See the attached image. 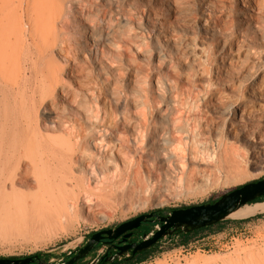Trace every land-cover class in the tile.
I'll return each instance as SVG.
<instances>
[{
	"label": "bare ground",
	"instance_id": "6f19581e",
	"mask_svg": "<svg viewBox=\"0 0 264 264\" xmlns=\"http://www.w3.org/2000/svg\"><path fill=\"white\" fill-rule=\"evenodd\" d=\"M112 1L0 0V216L19 217L43 228L70 225L81 205L91 202V193L107 181L129 175L136 180L133 176L158 168L184 170L202 165L235 154L237 143L251 148L250 169L264 167V0H242L249 12L236 14L237 38L227 46V66L216 68L214 81L209 77L202 84L197 80L202 81L207 71L204 64H211L210 49L192 39L182 47L174 36L163 33L164 23H157L155 40L162 39L168 54L158 53L156 59L176 91V110L164 116L166 126L161 131H150L144 121L129 136L114 124L116 120L112 128L104 126L98 108L101 90L88 89L81 96L89 100L82 101L65 80L80 83L77 77L82 71L79 62L71 65L68 59L81 44L67 31V23L84 40L86 35L96 45L104 39L114 48L119 46L116 30L103 38L95 27L110 22L111 11L104 3ZM176 1L174 14L179 12ZM202 1L214 5V0ZM206 16L200 20V31L209 40L217 33L212 18ZM221 37H216V46L225 48ZM172 52L186 53L197 70L178 74L171 64ZM256 57L258 66L248 63ZM180 59H176L178 65H184ZM237 66L249 76L242 91L240 81L223 84L225 73ZM215 81H222L224 87H214ZM91 105L93 115L79 119L80 111L92 113ZM257 212H264V202L245 205L229 218H247ZM217 260L264 264V252L249 250L243 258L240 253L223 258L211 255L202 262ZM199 261L193 258L188 264Z\"/></svg>",
	"mask_w": 264,
	"mask_h": 264
},
{
	"label": "rangeland",
	"instance_id": "374dc122",
	"mask_svg": "<svg viewBox=\"0 0 264 264\" xmlns=\"http://www.w3.org/2000/svg\"><path fill=\"white\" fill-rule=\"evenodd\" d=\"M176 3L179 9L177 14H174L176 8L173 0H113L110 5L104 3L106 10L111 11V20L109 23L100 22L95 27L103 38L113 29L116 30L119 38L117 42L120 43L117 48L112 47L108 42L110 40L103 39L102 44L98 45L86 39V35L84 40L79 36L78 29L67 23V31L81 44V48H74L75 52L68 55V59L71 65L79 62L82 66L83 72L77 80L83 84L67 77L65 80L70 81L71 90L77 92L82 101L89 100L81 96L88 89L101 90L103 95L100 96L98 108L106 128L117 124L120 131L129 136L145 121L150 131L155 128L159 132L166 126L164 116L167 112L176 110L173 103L176 91L163 75L165 67L156 59L158 53L162 56L168 54L162 47V39L155 40L154 34L159 33L160 28L157 23H164L168 28H163V33L174 36L182 47L192 39L197 45L210 49L211 64L202 61L207 71L202 81L197 80L198 83L202 84L210 78L214 81L216 68L227 66V46L237 38L236 14L238 10L249 12L248 8L244 9L242 0H214L213 6L205 5L202 0H177ZM206 14L212 18L216 37L222 35L219 40L225 44V48L216 46V37H210L209 40L202 37L200 20L208 19ZM170 57L171 64L180 75L197 70L186 53L172 52ZM180 57L184 65H178L176 59ZM257 61L256 57L249 59L248 63L258 66ZM237 67L225 73L223 84H230L232 79L240 81L239 91H242L249 76ZM214 87L222 89L224 86L222 81H215ZM71 105L67 103L69 109L75 111ZM91 110L92 113L90 110L87 112V109L80 111L78 118L84 120V114L93 115L92 105ZM73 111L68 112L73 114ZM113 120H116L114 124ZM91 121L94 122L93 117ZM237 144L239 150L235 154L202 165L194 164L184 170L180 167H164L149 173L143 171L133 176L138 177L137 182L130 179L132 175L124 176L119 179L121 181H107L102 189L91 193V202L81 205L83 209L70 225L43 228L31 222L26 223L19 217L0 216V258H23L39 254L47 261L56 262L66 257L69 251L77 250L91 234L101 229L113 228L143 213L162 211L166 215L173 209L211 202V199L216 200L229 189L264 177V167L250 169L251 148L242 143ZM86 205H89L87 210ZM218 229L222 234L215 251L211 253L195 252L182 262L173 257L159 256L156 261H146L144 264H188L193 258H199V264H204L202 259L206 256L223 258L240 253L243 258L249 250L264 252V212H257L247 218H227ZM215 264H221L220 260Z\"/></svg>",
	"mask_w": 264,
	"mask_h": 264
},
{
	"label": "water",
	"instance_id": "95a60500",
	"mask_svg": "<svg viewBox=\"0 0 264 264\" xmlns=\"http://www.w3.org/2000/svg\"><path fill=\"white\" fill-rule=\"evenodd\" d=\"M264 197V177L247 182L231 191L225 192L214 202H207L183 208L173 209L166 216L155 215L153 213L141 214L128 221L120 223L115 229H103L94 232L84 246L76 250V255L65 264H74L85 258L94 249L103 235L108 239H116L126 231H131L140 226L142 222L155 217L162 225L143 235V241L138 244L119 247L118 255L121 256L128 249H132V254H136L151 248L155 243L167 236H172L177 232L187 233L212 224L222 222L229 218V215L241 207L248 205L257 198ZM129 234L125 235V237ZM38 256H27L23 258H0V264H30ZM39 264H42L39 262ZM91 264H94L91 263Z\"/></svg>",
	"mask_w": 264,
	"mask_h": 264
},
{
	"label": "flooded vegetation",
	"instance_id": "af4514ba",
	"mask_svg": "<svg viewBox=\"0 0 264 264\" xmlns=\"http://www.w3.org/2000/svg\"><path fill=\"white\" fill-rule=\"evenodd\" d=\"M216 200H214V201H216ZM214 201H212V202H214ZM149 213H153L155 215H161V216L167 215V214L164 215L163 213H158V212H149ZM149 213H143V214H149ZM161 225H162V223L158 222L155 217H152V218L146 220L145 222H142L138 228L133 229L131 231H126L123 234H121L120 236H118L116 239H108L106 235H103L100 238V240L98 241V243L95 244L94 249L92 251H90L89 254L85 258L75 262L74 264H91V261L93 259H95V257L97 259L94 261V264H118L124 260H130L131 258L135 259L136 257H139L144 252L152 249L159 241L157 243H155L151 248H149L145 251L136 253L134 255L132 254V249H128L125 253H123L121 256H119L118 255V253H119L118 248L124 247V246H129L132 244H138V243L142 242L144 234H147V233L153 231L156 228V226L160 227ZM117 226H115L113 228H109V229H115ZM101 230H103V229H101ZM101 230H99V231H101ZM127 234H129V236L125 237V235H127ZM90 236L87 238V240L90 238ZM87 240L85 241V243L87 242ZM85 243L82 246H84ZM81 247H79V248H81ZM75 255H76V250L71 252L70 255H68L67 257H65L63 264H65L68 260H70ZM92 255H93V258H91ZM33 256H35V255H33ZM37 256H38V259L37 260L33 259V261L30 264H39V262H41L42 264L48 263V261L46 260L45 257H42L41 255H37ZM10 259H16V258H10Z\"/></svg>",
	"mask_w": 264,
	"mask_h": 264
},
{
	"label": "built area",
	"instance_id": "2783aa9c",
	"mask_svg": "<svg viewBox=\"0 0 264 264\" xmlns=\"http://www.w3.org/2000/svg\"><path fill=\"white\" fill-rule=\"evenodd\" d=\"M221 234V231H204L200 234L189 236L186 242H181L179 237L175 235L164 237L158 242V247L154 249V252L151 253L147 261L153 262L156 261L159 256H168L182 262L195 252L205 254L211 253L215 251L216 244ZM70 253L71 251L67 253L66 257L70 255ZM64 259L65 257H62L56 262L48 261L46 264H63ZM96 259L95 257L91 263Z\"/></svg>",
	"mask_w": 264,
	"mask_h": 264
},
{
	"label": "trees",
	"instance_id": "16d2710c",
	"mask_svg": "<svg viewBox=\"0 0 264 264\" xmlns=\"http://www.w3.org/2000/svg\"><path fill=\"white\" fill-rule=\"evenodd\" d=\"M231 190H233V189H229L228 191H231ZM210 201L212 202L214 200L211 199ZM262 202H264V197L257 198L256 200H254L253 202L249 203L248 205L262 203ZM156 212L162 213V211H156ZM224 222H226V220H224L222 222H219V223H216V224H212L210 226H206V227L197 229V230L189 231L187 233H182L180 231V232H177L174 235L179 237L181 242H186L188 240L189 236H191V235L200 234V233H202L204 231H209V230H213V229H214V231H220V229H218V228H220V226ZM157 247H158V243L152 249H150L149 251L144 252L139 257H136L135 259L131 258L130 260H124V261H122V262H120L118 264H140V263H144V262H146L148 260V258L151 255V253H153L154 249H156Z\"/></svg>",
	"mask_w": 264,
	"mask_h": 264
}]
</instances>
